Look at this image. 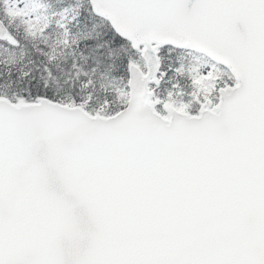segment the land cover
<instances>
[{"label": "snow or ice", "instance_id": "obj_1", "mask_svg": "<svg viewBox=\"0 0 264 264\" xmlns=\"http://www.w3.org/2000/svg\"><path fill=\"white\" fill-rule=\"evenodd\" d=\"M0 264H264V0H0Z\"/></svg>", "mask_w": 264, "mask_h": 264}]
</instances>
